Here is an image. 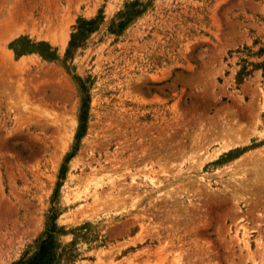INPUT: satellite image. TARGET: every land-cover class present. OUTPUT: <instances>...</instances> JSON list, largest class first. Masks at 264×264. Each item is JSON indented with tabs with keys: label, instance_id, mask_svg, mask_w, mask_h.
I'll use <instances>...</instances> for the list:
<instances>
[{
	"label": "rangeland",
	"instance_id": "obj_1",
	"mask_svg": "<svg viewBox=\"0 0 264 264\" xmlns=\"http://www.w3.org/2000/svg\"><path fill=\"white\" fill-rule=\"evenodd\" d=\"M50 230L55 264H264V0H0V264Z\"/></svg>",
	"mask_w": 264,
	"mask_h": 264
},
{
	"label": "trees",
	"instance_id": "obj_2",
	"mask_svg": "<svg viewBox=\"0 0 264 264\" xmlns=\"http://www.w3.org/2000/svg\"><path fill=\"white\" fill-rule=\"evenodd\" d=\"M52 229L55 227L52 226ZM52 233L53 230L48 231L46 237L41 241L37 255L26 264H55L56 257L52 254L54 249Z\"/></svg>",
	"mask_w": 264,
	"mask_h": 264
},
{
	"label": "bare ground",
	"instance_id": "obj_3",
	"mask_svg": "<svg viewBox=\"0 0 264 264\" xmlns=\"http://www.w3.org/2000/svg\"><path fill=\"white\" fill-rule=\"evenodd\" d=\"M245 241V240H244Z\"/></svg>",
	"mask_w": 264,
	"mask_h": 264
}]
</instances>
